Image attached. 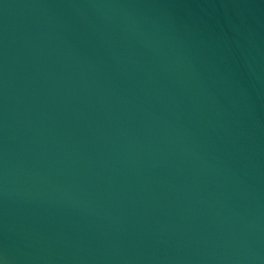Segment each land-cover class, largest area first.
<instances>
[{"label":"water","instance_id":"obj_1","mask_svg":"<svg viewBox=\"0 0 264 264\" xmlns=\"http://www.w3.org/2000/svg\"><path fill=\"white\" fill-rule=\"evenodd\" d=\"M6 264H264V0H0Z\"/></svg>","mask_w":264,"mask_h":264},{"label":"clouds","instance_id":"obj_2","mask_svg":"<svg viewBox=\"0 0 264 264\" xmlns=\"http://www.w3.org/2000/svg\"><path fill=\"white\" fill-rule=\"evenodd\" d=\"M0 264H6V260L2 255H0Z\"/></svg>","mask_w":264,"mask_h":264}]
</instances>
